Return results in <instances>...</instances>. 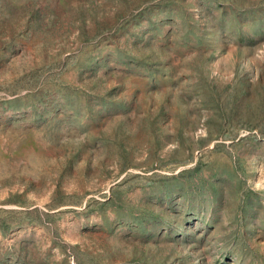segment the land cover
Listing matches in <instances>:
<instances>
[{"label": "rangeland", "instance_id": "obj_1", "mask_svg": "<svg viewBox=\"0 0 264 264\" xmlns=\"http://www.w3.org/2000/svg\"><path fill=\"white\" fill-rule=\"evenodd\" d=\"M0 264H264V0H0Z\"/></svg>", "mask_w": 264, "mask_h": 264}]
</instances>
